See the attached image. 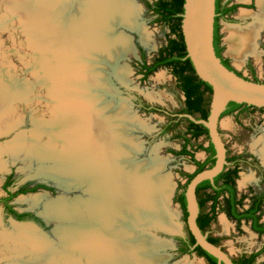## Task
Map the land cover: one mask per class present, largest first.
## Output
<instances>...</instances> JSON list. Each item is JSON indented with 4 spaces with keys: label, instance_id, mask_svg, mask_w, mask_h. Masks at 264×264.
Segmentation results:
<instances>
[{
    "label": "rangeland",
    "instance_id": "374dc122",
    "mask_svg": "<svg viewBox=\"0 0 264 264\" xmlns=\"http://www.w3.org/2000/svg\"><path fill=\"white\" fill-rule=\"evenodd\" d=\"M65 1L70 5L75 0ZM126 1L131 2L127 19L124 22L119 19L114 21L111 31V37H118L121 43L103 54L98 52L99 48L87 51L81 45L74 47L69 32L63 31L68 26L65 19L62 18L60 22L48 7L43 10L38 4L39 0H0V83L8 91L10 100V106L4 110L6 112L1 114V118H11L7 121L5 131L0 133V198L6 196L3 184L8 175L15 178L17 185L28 184L27 192L15 195L10 204L18 211L27 210L34 214L40 220V223L33 222L38 227L36 230L33 228L35 233L46 235V240L52 245L61 247L57 230L66 223L75 225V222L59 218L47 221L45 209L48 207L60 215H71L78 202H82L84 209L83 202L89 199L90 193L87 181H78L73 173L68 172L69 165L75 159L71 157L75 153L71 143L73 136L67 131L64 119L73 115V112L67 110L66 106L62 107L65 105L62 97L67 94L80 101L85 108L91 104V97H96L99 98V105L110 103L108 111L122 115L119 117L116 114L115 120L123 125V137L128 143L126 155L123 156L125 163L119 166L115 164L119 167L117 170L128 178H125L122 186H113L110 194L115 196L112 209L121 215V219L116 222L117 227L131 232L123 242L129 243L132 238L144 237L155 243L156 248L152 252L161 257V264L182 261L208 264L204 257L195 253H178L179 241L176 236L185 235L187 226L175 197L187 180L183 173H192L195 165L187 156L173 154L171 150L181 149L183 140L180 136L186 130V120H180L174 130L159 135L167 117L157 112H143L127 99L132 101L138 95L170 112L180 107L183 96L176 87L170 69L160 67L145 79L140 71L141 52L146 61L151 62L158 49L166 43L169 27L158 21L157 15L146 7L145 2L152 3L154 0ZM226 1L239 6L218 20L220 45L223 48L221 54L245 77L264 81L263 8L257 4V0H221V3ZM230 26L248 31L256 27L253 32L254 52L245 55L239 63L228 53L226 37ZM91 52L103 56H94L95 59L91 60ZM93 61L95 64H92ZM79 69L82 70L81 74H86L85 77L78 76ZM88 71L97 72L93 86L88 81ZM219 132L230 155L253 156L260 164L259 172L241 164L236 179L238 193L262 189L264 164L254 142L259 135L264 134V107L249 109L237 115L224 114L219 121ZM18 134L27 137L28 144L25 145L28 146V152L24 147L13 154L8 144ZM48 144H51L50 149L44 150ZM116 144L114 154L122 147L125 151L124 143ZM198 144L206 147L209 140L201 136L191 140L188 146L194 151L195 158L202 161L208 153L202 148H195ZM46 151L56 160L44 157ZM139 175L142 177V186L138 187L141 189L137 193L139 198L142 191L152 189L148 197L145 196L146 201L123 194L133 186L134 181L129 185L131 181L128 180ZM245 177L246 182L241 183ZM40 184L46 187L31 190ZM2 209L3 204L0 203V231L15 234L18 233L17 226H31L30 223L19 225L11 218H3ZM164 214L167 215L166 220H162ZM261 219L264 222V207ZM208 232L220 238L219 245L232 258L242 251L257 250L264 243V235H256L248 223H236L222 210H218ZM0 261L1 264H10L12 258ZM263 261L264 253L257 257L255 264H262Z\"/></svg>",
    "mask_w": 264,
    "mask_h": 264
},
{
    "label": "bare ground",
    "instance_id": "6f19581e",
    "mask_svg": "<svg viewBox=\"0 0 264 264\" xmlns=\"http://www.w3.org/2000/svg\"><path fill=\"white\" fill-rule=\"evenodd\" d=\"M124 1L75 0L74 3L69 5L67 4L68 1L65 0H39L38 4L42 9L50 8L60 22H62V18L65 19L68 26L63 31L69 32L68 35L72 37L74 47L81 45L87 48V51L88 49L94 48L96 50L99 48L98 52L103 53L121 43L118 37H111V31L114 21L119 19L124 22L127 19L128 6L131 5V2ZM257 4L264 11V0H257ZM255 30L256 27L249 31L234 26L228 27L226 37L228 53L236 62L239 63L245 55L254 52L253 32ZM95 53L91 52V60L103 56ZM92 64H95L94 61ZM81 73L82 70L78 71V76L82 77L84 75L83 77H85L86 74ZM87 74H89L87 76L91 84L97 80V72L88 71ZM90 86H93V84ZM59 94L61 97L63 96L62 93ZM62 99L65 102L62 107L66 106L67 110L73 112V115L64 119L66 120L67 131L73 136L71 143L75 153L71 157L75 159L69 165L68 172L73 173L78 181H87L90 192L89 199L83 202L85 204L84 209L81 206L82 202H78L75 211L71 215L64 213L60 215L54 209L44 208L47 219L59 218L74 220L75 222V225L66 223L62 225L63 228L60 227L57 230L60 248L46 240V235H41L42 233L37 235L33 227L27 225L17 226L18 233L15 234L0 231V259L4 257L12 258L10 264H161V257L153 253L156 248L155 243L149 242L144 237L142 239L140 237L137 239L132 238L129 243H124L123 239L127 238L131 232H128L127 229L126 231L120 229L116 225V222L121 219V215L120 213L116 214L112 209L115 196L112 197L110 194H112L113 186H122L125 178H128L120 173L117 170L119 167L115 165L125 163L126 159L123 156L126 155V144H128L125 137H123L125 134L122 130L123 125L119 120H115L117 118L116 114L119 113L114 115L112 111H108L110 103L99 105V98L96 97L89 99L91 104L86 105L87 108L82 106L80 101L69 97L67 94ZM73 100L75 101L73 102ZM9 101L8 91L0 83V133L5 131L7 121L11 119L1 118L3 116L1 114L5 113L4 110L10 106ZM121 116L119 114V117ZM114 142L119 145L124 143L125 151L123 147L120 148V155H117L119 152L114 154V151H116L114 148L116 143ZM25 144H28V139L25 135L20 134L11 140L8 145L14 154L24 147L28 152V146L26 147ZM254 144L264 164V134L259 135ZM50 145H46L43 149H50ZM50 154L46 151L43 155L46 158L56 160ZM132 181H134L132 188H129V191H125L123 194L130 196V198L135 196V199L144 201L145 196L148 197L152 189H148L147 194L142 191L139 198L137 193L141 189L138 187L142 186L141 175L128 180L129 185L132 184ZM245 182L246 177L241 183ZM166 218L167 215L164 214L162 220H166ZM135 232H137L136 229ZM177 264L188 263L182 261Z\"/></svg>",
    "mask_w": 264,
    "mask_h": 264
},
{
    "label": "trees",
    "instance_id": "16d2710c",
    "mask_svg": "<svg viewBox=\"0 0 264 264\" xmlns=\"http://www.w3.org/2000/svg\"><path fill=\"white\" fill-rule=\"evenodd\" d=\"M183 3L184 0H154L152 3L145 2L146 7L157 15L158 21L164 23L169 27V34L167 36L166 43L158 49L151 62L148 63L145 59L144 53L141 52L142 61L140 64V71L142 72L143 78L145 79L160 67L170 69L171 73L176 78L177 87L185 95L184 102L188 103L189 105L185 109H182V111H178L176 113H168L161 106L144 103L141 97L138 95H135L134 104L136 105V107H139L141 111L169 114L170 119L163 125L162 129L159 131V135H164L165 133L174 130L178 126L180 120H186V130L180 136L183 140L181 149L178 151L171 150L173 154L187 156L190 162L195 165V170L192 173H183L187 180L183 185V189L179 193H177L175 197L176 201L179 203L183 211V218L186 221L187 212L184 196L186 183L197 172L201 171L205 167L213 165L215 160V151L211 142H209L208 146L206 147H204L202 144H198L195 146V148L204 149L208 153V156L202 161L196 159L194 156V151L190 150L188 146L191 145V140H197L201 136H204L209 140L207 128L200 123H195L189 120L187 117H180L178 114L186 113L197 116V118L199 119H206L209 113V103L212 92L211 86L202 81L196 75L194 67L190 59L187 57L185 43L181 31V14L183 12ZM238 6L239 5L236 4L227 6L226 3H221V0H215L216 15L214 18L213 44L215 53L219 57L223 48L220 45L218 20L220 17H225L234 12ZM222 63L228 67L227 59L222 60ZM228 68L232 69L231 67ZM253 80L258 81V79ZM241 105L247 104L229 102L221 116L231 113L235 108ZM230 159L226 157L227 164ZM236 177L237 169H226V165H224L223 170L214 177L213 182L204 180L197 185L196 197L199 213L196 222L202 232H208L210 224L215 220L218 210L224 211L230 219L235 220L237 223H240L242 219L246 221L251 219L254 222V224L252 225V229L259 233L264 232V228L257 227V224H255L258 216L254 217L252 209L247 208L240 210L245 195L237 197V191L234 186V179ZM8 182L9 181L5 183V186H9ZM38 187L46 186L40 184L38 186H33L31 190H34ZM25 192H27V190L20 187L10 196ZM208 208L209 211L206 212ZM28 217H30L37 223H40V220L30 212H28ZM176 238L181 244L184 245L183 248L178 249L179 254H191L194 252L198 256L204 257L208 264H217V259L214 256L207 253L200 246L195 245V239L189 232L187 227L186 234L178 235L176 236ZM207 239L210 242L219 245L220 238L207 234ZM258 253L259 252L252 254V257L255 258ZM232 260L236 264H241L235 259Z\"/></svg>",
    "mask_w": 264,
    "mask_h": 264
},
{
    "label": "water",
    "instance_id": "95a60500",
    "mask_svg": "<svg viewBox=\"0 0 264 264\" xmlns=\"http://www.w3.org/2000/svg\"><path fill=\"white\" fill-rule=\"evenodd\" d=\"M215 0H184L181 14V31L187 57L190 59L196 75L212 88L209 113L206 119L190 114H181L189 120L207 128L209 142L214 148V163L197 172L184 189L186 201V226L195 239V245L217 259V264H236L232 257L220 246L207 239L196 219L199 213L196 187L204 180L213 182L227 164L226 147L220 136L219 121L229 102L245 103L255 107H264V81H255L238 74L225 66L214 49ZM131 104L133 102L127 98ZM134 105V104H133ZM145 112V111H143ZM48 221V219L45 217ZM16 224H28L38 228L32 221H15ZM194 253V252H193ZM192 254V253H191Z\"/></svg>",
    "mask_w": 264,
    "mask_h": 264
},
{
    "label": "flooded vegetation",
    "instance_id": "af4514ba",
    "mask_svg": "<svg viewBox=\"0 0 264 264\" xmlns=\"http://www.w3.org/2000/svg\"><path fill=\"white\" fill-rule=\"evenodd\" d=\"M227 4V6L229 5H232L229 1H226L224 2ZM220 58H221V61L226 59L222 54L220 55ZM228 67H231L232 69H234L230 63L228 62ZM238 74L240 75H243L241 72L237 71L236 69H234ZM175 78V77H174ZM176 80V78H175ZM253 80V79H252ZM176 87H177V81H176ZM177 89L182 93V103L180 105V107L174 111L175 113L178 112V111H182V109H185L186 107H188V103H185L184 102V99H185V95L184 93L177 87ZM142 99V98H141ZM142 101L144 103H149L145 100L142 99ZM132 102L134 104V98L132 99ZM151 104V103H149ZM153 105H156V104H153ZM248 105V104H247ZM247 105H241L237 108H235L231 113H234V114H238V113H241V112H247V110L249 109H254V108H261V107H255V106H247ZM134 106L136 107V105L134 104ZM159 106V105H157ZM162 107V106H161ZM137 109H139V107H136ZM163 108V107H162ZM140 110V109H139ZM168 113H173V112H170L168 111L167 109H165ZM166 114V113H162L163 115H165L167 117V120L166 122L170 119V116L169 114ZM180 117H184V116H181V114H185V113H178ZM172 116V115H171ZM194 117H197V116H194ZM222 117V116H221ZM165 122V123H166ZM164 123V124H165ZM163 124V125H164ZM162 125V127H163ZM161 127V129H162ZM226 147V146H225ZM226 157L227 158H231L229 161H228V164H226V169H234L236 168L237 169V177H238V174H239V170H240V166L241 164H244V165H248V166H251L254 170H256V172H259L260 171V164L258 162V160H256V158H254L253 156H249L248 158L244 157L242 154H233V155H230L228 153V151L226 150ZM195 170V169H194ZM237 177L234 179V186L236 188V179ZM8 182L9 186H5V183ZM3 187H4V190L6 191V196L0 198V203L3 204V209H2V215H3V218L5 219H13L15 221H24V222H28V220L32 221V222H35L37 223L36 221L32 220L30 217H28V211L27 210H23V211H18L16 210L11 204H10V200L15 196H10L11 194H13L14 192H16V190L18 188H24L26 190H28V184L26 183H23L21 185H17L16 181H15V178L11 175H8L6 178H5V181H4V184H3ZM236 191H237V188H236ZM237 197H240L241 195H245L244 199H243V204L242 206L240 207V210H243V209H247V208H250L252 209L253 213H254V217L255 216H258V219L255 221V224H257V227H262L264 228V222L262 221L261 219V213H262V209L264 207V187L262 189H259L258 191H253L251 189L248 190V192L246 193H238L237 191ZM221 198V197H220ZM247 200V202H246ZM209 204V203H208ZM209 211V208L206 210V212ZM224 212V211H223ZM31 213V212H30ZM225 213V212H224ZM34 215V214H33ZM226 215V213H225ZM227 216V215H226ZM235 221V220H234ZM241 221H245L246 223L249 224V228L252 232H254L256 235L258 236H262L264 235V232L263 233H259L255 230L252 229V225L254 224V222L250 219V220H244L242 219ZM240 221V222H241ZM236 222V221H235ZM237 223V222H236ZM211 226V224H210ZM209 231V229H208ZM209 234V232H207ZM211 235V234H210ZM184 245L181 244L180 242L178 243V249L180 248H183ZM256 252H259L258 255L254 258L252 257V254H255ZM264 253V243L262 244V246L257 249V250H254V251H249V252H240L236 257L232 258V259H235L237 260L238 262H240L241 264H255L256 263V259L257 257ZM5 258V257H4ZM3 259V261H7L9 260L10 258L9 257H6L5 259ZM1 260V259H0ZM0 264H1V261H0ZM262 264H264V261L262 262Z\"/></svg>",
    "mask_w": 264,
    "mask_h": 264
}]
</instances>
